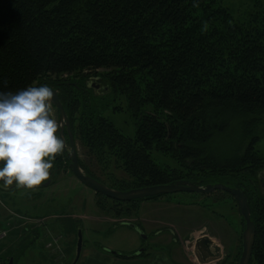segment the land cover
<instances>
[{"label": "trees", "instance_id": "trees-1", "mask_svg": "<svg viewBox=\"0 0 264 264\" xmlns=\"http://www.w3.org/2000/svg\"><path fill=\"white\" fill-rule=\"evenodd\" d=\"M225 1L0 0V90L36 84L56 89L84 155L129 177L103 180L79 158L85 174L110 188L219 179L241 189L256 225L249 264H264V157L256 148L264 122V0H255L243 16H235ZM93 77L108 95L127 102L137 119L134 138L96 110L95 89L87 83ZM154 152L174 164L157 163ZM57 169L69 170L63 154L50 170L53 182ZM167 196L122 203L96 194V203L116 218H130L141 202ZM240 227L239 253L221 264H239L242 216ZM31 235L14 253L0 255V264L11 258L18 264L36 241Z\"/></svg>", "mask_w": 264, "mask_h": 264}, {"label": "rangeland", "instance_id": "rangeland-1", "mask_svg": "<svg viewBox=\"0 0 264 264\" xmlns=\"http://www.w3.org/2000/svg\"><path fill=\"white\" fill-rule=\"evenodd\" d=\"M254 1L226 0L224 6L229 8L235 16H243L253 9ZM87 83L95 89L93 103L96 110L123 135L134 138L137 119L128 108L127 102L122 98L108 95L104 84L96 77L89 79ZM259 131L261 139L256 148L264 157V122L259 126ZM226 142L228 143V139ZM76 145L80 158L100 178L109 181H129V177L122 169H117L113 164L99 166L94 156L84 155L79 140L76 141ZM215 145H213V150L220 153ZM224 149L232 151L231 147L225 146ZM152 157L161 165L171 166L174 164L169 156L158 152H154ZM53 176L58 183L50 186L48 191L45 189L49 187V181L46 182L45 187L42 186L44 184L42 183L35 189H19L15 194L0 190L3 200L0 203V232H5L8 235L7 230L12 231L13 225L17 227L15 223L29 227L33 231L43 226L39 233L40 237L30 245L33 248L27 250V254L16 261L18 264H47L43 260V256L40 255L43 254L46 257L48 251L43 228L46 225L52 228L53 222H55L57 232L62 234V237L55 241H66L67 239L63 238L68 234L76 235L81 232L84 247L94 245L98 250L112 252V254H133L142 250L143 247H151L154 229L164 231L166 235L170 236V239L175 237L176 244L185 249L188 259L193 264H201V262L197 256L196 248L192 245L198 238L205 235L211 238L214 245H218L222 249V258L207 264H221L228 254H231L233 258L239 253L241 216L234 203L229 200L227 192L218 190L211 194L187 192L172 194L163 197L160 201L141 202L139 212L130 218H116L114 214L102 211L96 203L95 193L82 185L68 171L64 175L59 174L58 177L54 170ZM209 184H223V182L213 179ZM42 193L47 196L46 199H50L45 202V205L40 201ZM49 214L54 215L52 217ZM46 215L48 217L42 218ZM131 224L137 225L138 229ZM1 226L2 228L6 226L5 228L8 229L3 231ZM28 233L31 232L28 231ZM31 236V239L36 237V235ZM6 238L0 241V244L6 245L3 250L10 245ZM10 238H13L12 235ZM157 242L165 244L166 238ZM21 244L23 243L21 242ZM65 251L57 249V252L61 254V256L58 255L62 260L60 264H68L74 257V251H71L69 256ZM12 260L11 258L10 262Z\"/></svg>", "mask_w": 264, "mask_h": 264}, {"label": "clouds", "instance_id": "clouds-1", "mask_svg": "<svg viewBox=\"0 0 264 264\" xmlns=\"http://www.w3.org/2000/svg\"><path fill=\"white\" fill-rule=\"evenodd\" d=\"M54 99L47 84L0 90V189L31 190L50 179L56 156L67 148L52 115Z\"/></svg>", "mask_w": 264, "mask_h": 264}, {"label": "water", "instance_id": "water-1", "mask_svg": "<svg viewBox=\"0 0 264 264\" xmlns=\"http://www.w3.org/2000/svg\"><path fill=\"white\" fill-rule=\"evenodd\" d=\"M56 93V100L54 99L53 110L57 112L58 121L61 123L59 135L67 143V148L64 151V159L68 163L69 170L73 176L85 187L91 189L95 194L103 196L109 200L129 203L137 200H145L148 198L160 195H172L181 192L197 193V194H211L215 191L221 190L230 194L237 202L240 214L245 221V230L242 234V255L239 264H249L253 256L254 241L256 235V225L252 221L251 207L248 196L239 188H232L225 184H206L201 185L192 181H179L175 184L157 185L153 187H146L134 190H115L108 187L97 179L85 174L80 166L79 153L76 145L74 133L70 118L60 100L59 92L54 89ZM52 182L49 181V184ZM46 184V183H45ZM45 184L42 186L45 187ZM47 185V184H46ZM17 188L10 186L7 190L13 191ZM134 226V225H133ZM134 228H137L134 226ZM77 243L75 248V257L71 264H78L84 247L83 235L81 232L77 235ZM196 248L197 256L201 264H207L211 261H216L222 258V249L218 245H214L209 236H203L196 240L192 245ZM12 264V261L10 262Z\"/></svg>", "mask_w": 264, "mask_h": 264}, {"label": "crops", "instance_id": "crops-1", "mask_svg": "<svg viewBox=\"0 0 264 264\" xmlns=\"http://www.w3.org/2000/svg\"><path fill=\"white\" fill-rule=\"evenodd\" d=\"M57 170L59 171V169ZM64 173H66V171L64 170L59 171V174L61 175L62 174L64 175ZM59 174H57L58 177H59ZM54 183L57 184L58 182L55 181L50 186H52ZM50 186L46 188L45 190L48 191L51 188ZM10 193L15 194V192H10ZM42 194L43 196H41L42 199L40 201L44 202V205H45V202L49 201L50 199L49 198L46 199L47 196H45L44 193ZM95 200H96V197H95ZM49 215L53 217L54 214H49ZM45 217H48V216L46 215L42 218H45ZM54 223L55 222L52 223V228H50L47 225L43 228L45 232L44 240L46 241L45 243H46V248L48 251L46 253V257L43 254H40V255L44 256L43 260H45L49 264H55L54 257L55 259H58V257L56 256L58 255L61 256V254L57 252V249H59L60 251L62 249L64 251L66 250L65 252L67 256H69L70 251L73 249L74 242H75V234H68L67 237H64L63 239L66 238L67 239L66 241L61 240L59 241L60 243L55 241L56 239H59L60 237H62L61 236L62 234L57 232ZM15 225L17 227H14L13 225L12 231L7 230L8 235L6 239L9 240L10 245L6 247V249L3 250V247H5L6 245L0 244L1 257L6 256L10 252L16 251L17 249L21 248L22 247L21 242L27 234H32V235L37 234L35 240L38 239L40 237L39 233L41 232V229L43 227V226L41 228L39 227L33 231L29 229V227H25L21 224L15 223ZM5 227L2 228L1 226L3 231H6V229H8ZM27 230L31 233H28ZM10 235H12L13 238L9 239ZM153 235H154V239H153V243L151 247H148V248L143 247L141 248L142 250H138L136 253H133V254H124L127 256H135V258H131V259L117 258L115 254L122 255V253L112 254V252H103L101 250H98L96 246L93 245L91 247H83L81 258L78 264H193L188 259L185 249L181 248L178 244H176L175 237L170 239L169 235H166L164 231L158 230V229L153 230ZM162 238H164V240L166 238L165 244H160L159 242H157V241H160ZM60 246L62 249L60 248ZM58 260H59L58 262L62 263L61 259H58ZM12 263H13V260H12Z\"/></svg>", "mask_w": 264, "mask_h": 264}, {"label": "flooded vegetation", "instance_id": "flooded-vegetation-1", "mask_svg": "<svg viewBox=\"0 0 264 264\" xmlns=\"http://www.w3.org/2000/svg\"><path fill=\"white\" fill-rule=\"evenodd\" d=\"M260 184L262 186V192L264 193V172L260 175Z\"/></svg>", "mask_w": 264, "mask_h": 264}, {"label": "built area", "instance_id": "built-area-1", "mask_svg": "<svg viewBox=\"0 0 264 264\" xmlns=\"http://www.w3.org/2000/svg\"><path fill=\"white\" fill-rule=\"evenodd\" d=\"M5 236H6V233L5 232L0 233V239H2Z\"/></svg>", "mask_w": 264, "mask_h": 264}, {"label": "bare ground", "instance_id": "bare-ground-1", "mask_svg": "<svg viewBox=\"0 0 264 264\" xmlns=\"http://www.w3.org/2000/svg\"><path fill=\"white\" fill-rule=\"evenodd\" d=\"M179 182V181H178ZM173 184H175V183H173Z\"/></svg>", "mask_w": 264, "mask_h": 264}]
</instances>
